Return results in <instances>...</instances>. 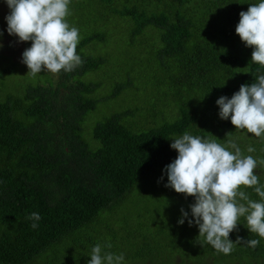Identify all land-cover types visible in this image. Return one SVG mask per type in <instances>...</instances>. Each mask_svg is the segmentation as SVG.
I'll list each match as a JSON object with an SVG mask.
<instances>
[{"label": "trees", "instance_id": "trees-1", "mask_svg": "<svg viewBox=\"0 0 264 264\" xmlns=\"http://www.w3.org/2000/svg\"><path fill=\"white\" fill-rule=\"evenodd\" d=\"M71 2L92 18L93 32L77 46L82 66L61 70L57 81L29 84L21 95L0 100V264H87L97 243L105 252L123 253L125 264H264V238L250 233L244 217L229 238L258 239L255 249L241 243L225 255L204 243L198 226L188 224L193 217L185 203L193 204L194 197L184 194L170 198L167 224L158 231H151L146 207L137 215L127 210L129 215L117 219V225L111 222L139 183L165 173L178 155L170 147L171 138L185 131L222 145L232 140L244 156L264 159V139L246 129L237 132L230 119H220L216 104L221 96L231 98L242 84L251 85L264 75V68L251 62L253 49L235 32L239 13L260 0ZM100 19H114L128 28L115 34L95 25ZM147 30L155 31L158 41ZM117 37H124L130 51L141 56L131 70H142L138 79L148 91L157 89L159 94L158 87L169 79L175 113L160 124L154 107L146 108L143 117L138 108L121 107L95 127L98 146L93 149L84 140V124L97 108L98 101L87 98L95 85L76 80L105 69L108 61L83 49ZM14 71L0 70V77ZM131 84L120 82L111 97ZM249 146L255 151L249 153ZM255 172L264 184V165ZM245 190L260 200L252 189ZM182 208L189 216L180 225ZM33 212L41 216L36 229L26 219Z\"/></svg>", "mask_w": 264, "mask_h": 264}, {"label": "clouds", "instance_id": "clouds-1", "mask_svg": "<svg viewBox=\"0 0 264 264\" xmlns=\"http://www.w3.org/2000/svg\"><path fill=\"white\" fill-rule=\"evenodd\" d=\"M4 2L9 8L5 17L8 34L18 37V42H31V47L23 51L21 61L27 66L28 75L35 77L45 70L53 74L61 70L71 72L82 66L83 60L77 54L79 29L66 20L71 15V0ZM239 17L235 32L246 47L253 49L251 62L264 68V0L250 4ZM216 104L220 119H230L236 130L246 129L264 139V75H259L251 85L242 84L231 98L221 96ZM171 139L170 147L178 155L165 166L168 179L165 187L186 198L194 197L195 202L189 206L193 217L188 219L189 226L195 223L198 237L217 253L229 255L241 243L255 249L260 243L258 239L243 240L237 236L233 242L229 236L239 231L240 218L244 217L250 233L264 238V184L255 172L258 165H264V159L258 161L252 155L244 156L232 140L222 145L215 139L194 136L187 131ZM247 151L252 153L255 149L249 146ZM160 179L163 180V176ZM245 189H252L260 200L250 198ZM181 214L178 224L183 225L189 213L182 208ZM26 219L33 221L31 227L36 229L41 216L33 212ZM104 247L97 243L87 264H125L123 253L105 252ZM106 247L112 245L108 243Z\"/></svg>", "mask_w": 264, "mask_h": 264}, {"label": "rangeland", "instance_id": "rangeland-1", "mask_svg": "<svg viewBox=\"0 0 264 264\" xmlns=\"http://www.w3.org/2000/svg\"><path fill=\"white\" fill-rule=\"evenodd\" d=\"M71 4L75 3L71 2ZM69 10L71 15H69L67 19L76 21L74 27L79 29L80 40L84 39L89 33L93 32L91 29L92 18L87 17L88 14H83L76 10L74 5H69ZM91 12L92 10L90 9V13ZM8 14L9 8L7 4L4 0H0V31L3 32V36L0 37V44L3 45L0 47V70H15L12 74L0 77V100H5L9 95H21V91L26 85L47 84V81H57L59 78L58 74H53L47 70L38 73L35 77L27 74L28 68L21 61L23 51L31 47V42H18V37L8 34V25L5 19ZM94 16L99 17V13L94 14ZM70 24H72V22H69V25ZM95 25L100 28L112 29L115 34L128 28V26L114 19L108 22L100 19ZM147 32L152 36L153 42L158 41V39L155 38V31L147 30ZM110 39L111 40L107 44H94L83 49L86 55L95 58H106L108 60L107 64L102 66L106 70L90 71L82 78L76 80V83L95 85V92L87 96V98L98 101L97 108L88 115L84 124V140L87 141L93 149L98 146L93 138L95 127L112 116L114 112H120L119 108L121 107L131 106L138 108L140 109L139 114L141 117L145 115L146 108L154 107L160 124L168 122L164 117L173 116L175 113V109L172 107L173 104H171L172 102L170 100L172 95L171 90H173V88H169V84H171L169 79L166 78L165 84L162 83L158 87L160 91L159 94L157 93V89L154 90L155 93L148 91L144 81L138 79L142 70H131L134 65L138 64L141 56L138 57V53L130 51L124 37ZM248 49L250 50L251 48ZM120 82H124V84L131 82L132 84L128 85L124 93L120 94L117 98L111 97L115 92L117 84ZM166 88L169 90L167 94H165ZM162 113H164V116L160 115ZM148 121V123H151V120L148 119ZM237 132L239 131L237 130ZM243 132L244 130H241L239 133L244 134ZM164 174L146 179L139 183L133 192L134 195L131 198L128 197L125 199V206L117 212L118 214L116 213L114 218H111V222L113 224L116 223L117 219L126 217L130 212L137 215V212L146 207L149 213L147 219L151 231H158L159 226L165 228L168 215H170L171 212L169 201L176 192L170 187H165L168 183L167 175L163 176V180L160 179ZM165 200L168 201L167 204L164 203ZM191 204L192 203H185V206L190 209L189 206ZM193 231L194 228L192 229V232ZM53 259L56 260V255H53Z\"/></svg>", "mask_w": 264, "mask_h": 264}]
</instances>
